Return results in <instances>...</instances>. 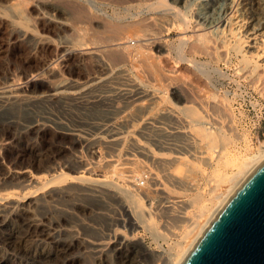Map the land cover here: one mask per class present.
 I'll return each mask as SVG.
<instances>
[{
  "label": "rangeland",
  "instance_id": "374dc122",
  "mask_svg": "<svg viewBox=\"0 0 264 264\" xmlns=\"http://www.w3.org/2000/svg\"><path fill=\"white\" fill-rule=\"evenodd\" d=\"M199 3L200 0H185L178 5L172 0H0V61L5 65L0 80L5 81L6 75L12 73L10 70L21 73V57H27L28 53L26 56L25 49L11 40L10 33L18 31L17 36L21 28L29 27L35 40L44 36L54 44L91 42L103 46L101 61L111 66L113 78L121 72V78L119 75L117 78L123 79L125 84L127 81L130 89L137 87L140 92H145L143 95L158 102L155 105L147 101L142 105H131L128 110L131 119L144 117L146 122H119L117 129L121 135L116 136L117 141L116 137L110 138L115 143H109L105 138L101 149L98 146L77 149L64 141L78 122L50 123L44 136L51 144L53 155L64 142L70 163L83 154L89 162L95 152L96 158L92 161L103 159L104 164L106 160L112 161L111 167L107 170L104 167L95 174L102 179L103 175L109 178L105 186L99 184L103 196L98 193V198L94 197L96 200L92 196H80L83 194L78 192L81 185L76 182L68 181L62 187V190L71 188L69 195L60 192L59 186L52 188L55 192L59 190L60 196L54 197L56 200L53 198L54 207L45 213L50 214L53 223L61 226L63 231L71 233L63 236L64 240L80 235L96 245L110 238L115 242L120 237L125 239L124 242L137 244V264H164L168 262V256L170 258L179 249L176 244L183 240L190 223L201 214L204 205L210 206L215 192L220 190L217 195L225 188L227 184L223 181L222 186L221 181L235 173V165L240 159L253 157L264 143V57L253 59L251 52L255 55L256 51L251 50L248 54V43L242 44L240 37L250 29V24L246 23L240 31L237 28L243 19L244 22L255 19L256 24L259 20L264 22V0H235L230 6L234 8L229 11L230 23L227 21L219 31L211 29L215 32L203 31L197 25ZM252 3L257 4L256 13L250 10ZM207 15L211 19L210 14ZM168 20L176 25L175 28L165 25ZM157 39H161V55L155 49ZM38 54L34 49L31 56ZM76 60L73 58L66 63L64 75L83 82L95 73L92 70L95 67L89 61H81L76 66ZM115 106L110 107L115 112L108 109L110 114L122 110L123 104ZM80 111L89 115L102 108ZM133 124L137 126H131ZM95 125L97 122H85L84 128L90 130ZM132 130L133 134L128 136ZM6 132L0 119V135ZM1 144L0 141L2 158ZM162 146L166 149L160 151ZM137 172L143 176L134 182V176L139 175ZM191 173L195 177L190 176ZM149 191L158 193L154 201L149 199ZM135 193L143 199L139 206L132 200ZM78 203L86 206L87 211H97L79 214L75 207ZM124 206L130 209L133 220L145 221L146 228H138L137 233L132 234L129 227L120 225V220L125 219ZM173 249L176 250L173 252ZM2 250L0 254H3ZM88 261L87 264H99L101 260ZM105 261L123 264L112 252Z\"/></svg>",
  "mask_w": 264,
  "mask_h": 264
},
{
  "label": "bare ground",
  "instance_id": "6f19581e",
  "mask_svg": "<svg viewBox=\"0 0 264 264\" xmlns=\"http://www.w3.org/2000/svg\"><path fill=\"white\" fill-rule=\"evenodd\" d=\"M183 1L185 0H172V3L178 5ZM233 3H235V0H200L198 5V14H196L199 16L197 25L203 31L210 32L211 29H217L219 31L227 21H230L228 19L229 11L234 9L232 8L233 6L230 8ZM256 5L257 4L252 3L250 10H254ZM207 14H210L211 19H209V15ZM252 15L254 16V14ZM249 19L250 21L247 22H244L245 20L243 19L237 28L240 31L246 23H248L247 25L250 24V29L246 30L240 39L243 40L242 44L248 43L247 49L249 48V50L247 53L249 54L251 50H254V52L256 51L255 55H252L251 52V56L253 59L259 60L261 56L264 57V22L262 23L258 19L260 24L259 22L256 24L254 23L255 19ZM169 21L170 20L165 21V25H168V27L170 26V28H175L176 25L172 23V21L169 23ZM257 25L258 27H256ZM212 31L213 30H211V32ZM17 32L18 31H16V33ZM16 33L13 31L10 33L11 40L14 39L16 45L19 44L18 46L25 49L26 56L27 53L28 56L21 57V73H14L13 70H10L12 73L10 72L8 77L6 75V80H0V119L7 129L6 134L0 135V141L2 143L1 148L4 152L2 158L0 155V250L3 249L2 251H4L1 252L3 254H0V264H87L89 259H97V262L99 259L101 260L99 264H107L105 258L111 252L116 253L118 259L120 258L123 264H137L135 261V258L139 254H137L135 250V246L137 244L130 242L128 239L127 240L129 242H124L125 239L118 237L115 242H112V239L110 238L109 241H101L102 243H95L96 245H94V243L91 244L80 235L70 237V240H64L62 238L70 232H65L66 230L63 231L61 226L53 223L50 214L45 213L46 211L50 212L51 207H54L53 203L55 201H53V198L59 195V190L56 191V193L52 190V188L54 189L55 186L56 188L59 186L61 187L60 192L69 195L72 193L70 192L71 188L67 186L68 188H63L62 190V187L66 186L65 184L68 181H72V183L76 182L81 185L80 188H78L80 190L78 192L83 194L80 196H92L94 198L97 197L100 192V195L103 196L101 190L103 188H101L99 184H103V186H105L104 184L109 181V178L103 175L102 179L96 177L95 174L104 167L106 170L107 167H111L112 161L106 160L105 164L103 163V159L97 162L92 161L96 158L97 152H95L92 154V160L89 162L85 159L87 156L84 157L83 154V156L77 155L74 162L70 163L69 157L66 156V152L63 148L65 143L63 142V145L60 144L56 154L53 155L51 152V144L49 140L45 138L44 134L50 128L51 122H78L76 127L70 130L71 133L67 134L68 137L64 138V141L70 142L77 149H85L92 146H98V148L101 149L105 138L108 139L109 143H115L114 139L111 141L110 138H115L116 136L121 135V131L119 130L120 125H118L119 122L120 124L121 122H146V118L144 119V117L131 119V112H128L131 105L134 106L138 103H141L142 105L143 101L151 102L154 105L158 102L148 95H143L145 92L143 91L142 93V90L140 92L137 87H135L137 90H133L135 88L130 89L131 86L129 88L130 84L126 81L127 78L122 75L126 79L125 81L128 85L123 83V79L122 81L119 80V78H121V72H119L121 73L120 75L118 73L119 78H117L118 75H116V77L114 76L116 79L113 78L110 74L111 70H109L111 66L108 67V64L101 61V57L104 53L101 48L103 46L100 47L91 42L54 44L52 40H48L44 36H39L38 39L35 40V37L33 36L34 32L29 27L21 28L17 36ZM50 47L53 48L52 51L50 50ZM34 49H36L39 53L37 57L31 56ZM155 49L157 53H160L161 55V50H163V47L161 46V39L156 40ZM73 58L77 59L76 66H79L81 61H85L84 63H86V61H89V63L91 62L96 69L95 70L92 67V70H94L93 72L95 73L87 76L86 80L83 82L70 79L68 77L66 78L63 68H66V63L71 61ZM76 61H74V63ZM34 62L39 63L38 65H32ZM4 67L5 65L0 61V72L4 69ZM119 103L123 104L122 110L110 114L108 109L111 106L113 107L118 105ZM148 105H150V103ZM94 107H101L102 111L94 114L92 112V114L89 115H84L80 111L81 109H84V112L86 110L90 111ZM150 107L151 106H149V109ZM59 110H62V112H59ZM111 110L113 111V109ZM85 122H97V126L95 125L92 129L87 130L84 128ZM196 124L198 123L196 122ZM117 125L119 126L118 129ZM134 125L135 124L131 126ZM133 130L128 132L130 134L126 131L128 136L133 134ZM164 149L166 148L163 147L160 151ZM148 153L149 152L146 154ZM1 159H3L5 164ZM263 160L264 143L258 149L256 155L239 160V162L235 165L234 174L227 176L225 180L223 179L221 181V183L219 181L222 186L224 185V183H222L223 181L225 182V185H227L217 195L216 193L220 190L217 191L216 189L217 192H215L213 200H210V206L204 205L201 214L194 221L192 220L193 222L190 223L188 231L182 238L184 242L182 243V240L180 243L178 242L180 245L176 244L179 249H175L176 251L173 249V252L175 251V253L173 254L170 252L172 255H170V258L168 256V262L164 264L182 263L199 236L217 212L222 208L233 192L240 186L243 180ZM2 164L4 166H2ZM67 164L68 166H64ZM168 168V172L172 170ZM66 170L69 172H66ZM177 172L179 173V170ZM169 173L175 175L174 172ZM137 174L139 175L134 176V182L138 181V178L143 176H141L138 172ZM187 175L189 176V173ZM191 175L194 176L192 173L190 176ZM148 176L150 177V175ZM154 176L155 175L151 177L153 178ZM188 176L185 178L188 179ZM156 177H158V175ZM153 179H155V177ZM191 181L193 180L191 179ZM218 186L220 185L218 184ZM131 191L133 192V190ZM105 192H107V190ZM136 193H138V191ZM136 193L135 195H132V200L135 205L137 204L139 206V203L143 199H141L139 197L140 195ZM147 194L149 199L154 201L158 193H156V191H149ZM72 197L70 196V198ZM94 199L96 200V198ZM54 200L56 199L54 198ZM78 204L75 207L77 213L79 214H84L85 211H97L95 209L87 211L85 210L87 209L85 208L86 206L83 207V205ZM127 208L128 207L125 206L123 208L125 219L120 220V225H124L125 228L129 227L132 234L137 233L138 228H146V222H142L139 218V220L137 219V222L133 220L132 217L134 216H132L131 212V214L129 213L130 209L127 210ZM177 246L175 248H177Z\"/></svg>",
  "mask_w": 264,
  "mask_h": 264
},
{
  "label": "water",
  "instance_id": "95a60500",
  "mask_svg": "<svg viewBox=\"0 0 264 264\" xmlns=\"http://www.w3.org/2000/svg\"><path fill=\"white\" fill-rule=\"evenodd\" d=\"M181 264H264V160L217 212Z\"/></svg>",
  "mask_w": 264,
  "mask_h": 264
}]
</instances>
